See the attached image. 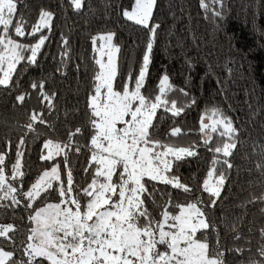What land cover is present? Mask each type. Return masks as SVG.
<instances>
[{
    "label": "snow or ice",
    "instance_id": "6c2138e0",
    "mask_svg": "<svg viewBox=\"0 0 264 264\" xmlns=\"http://www.w3.org/2000/svg\"><path fill=\"white\" fill-rule=\"evenodd\" d=\"M157 2L120 5L122 19L148 32L135 74L121 73L116 32L91 37L95 68L86 119L73 125L70 118L79 109H65L61 121L58 93L47 77L32 79L26 88L23 80L28 69L40 68L47 58L57 10L82 13L91 5L56 0L54 6L40 7L30 22L28 0H0V89L27 116L15 143L4 138L0 147V210L12 215L11 222H0V264H228L229 257L239 258L235 264H264V226L256 229L251 222L246 235L243 217L229 221L223 211L231 174L238 173L234 158L243 134L234 119L213 107L200 117L199 140L186 146L174 142L186 134L182 127L157 131L158 112L173 118L185 112L186 106L169 94L189 96L167 73L154 96L145 94L160 28L154 22ZM199 6L209 19L222 21L226 14V0H199ZM71 52L69 38L61 34L57 73L66 75ZM75 69L80 71L79 64ZM195 103L192 99L187 107ZM38 125L53 135L41 139ZM30 135L41 142L40 170L34 176ZM257 147L255 171L264 184V144ZM201 148L212 154L208 168L203 177L194 173L195 183H189L178 169L199 158ZM176 193L186 200H177ZM248 204L264 205V192L240 206ZM260 211L264 215V207ZM222 232L231 233L230 242L222 240ZM254 232L259 242L252 247Z\"/></svg>",
    "mask_w": 264,
    "mask_h": 264
},
{
    "label": "trees",
    "instance_id": "16d2710c",
    "mask_svg": "<svg viewBox=\"0 0 264 264\" xmlns=\"http://www.w3.org/2000/svg\"><path fill=\"white\" fill-rule=\"evenodd\" d=\"M56 0H28L25 10L30 22H34L40 7L54 6ZM91 8L82 13L71 9L57 10L52 38L46 46L47 58L40 68L28 69L23 86L41 76L48 78L51 90L58 93L57 108L60 120H64V110L78 108L79 112L70 118V123L79 125L86 117V99L92 73L94 71L91 37L95 34L113 31L121 46L120 70L123 76L129 71L135 74L140 67L148 32L141 26L126 22L120 16V5L128 6L130 0H88ZM226 14L222 21L207 18L199 6V0H158L154 10V22L160 24L154 43L152 63L146 81L145 94L155 95L158 81L167 73L177 88H185L189 96L179 92L169 94L185 105V112L173 118L169 113L158 112V129L166 133L174 126L184 129L185 135L174 138L179 145H188L199 140V120L213 107L220 108L232 117L242 130L241 146L234 162L237 171L231 174V182L224 193L223 211L229 221L243 217L246 235L247 228L255 222V228L264 226V205L248 204L241 207L252 195L264 192V184L255 171L260 161V148L264 144V0H226ZM69 38L72 62L64 70L66 75L56 72L59 64L60 35ZM79 64L80 71L75 66ZM195 99L196 103L191 104ZM13 98L0 89V147L3 139L14 143L20 133V126L27 121L22 109L13 108ZM249 105L251 107H249ZM35 106L34 104H30ZM56 113H53L55 116ZM41 139L53 135L43 126H37ZM62 130V125H61ZM215 135V134H214ZM218 141V137L216 138ZM30 163L33 176L40 170L38 154L40 140L32 141ZM211 153L203 148L199 158H193L180 166L178 173L189 183L195 173L203 177L208 168ZM86 153L79 157L77 166L82 167ZM75 159V158H74ZM251 170V171H249ZM162 187V186H161ZM175 198L184 202L186 197L176 193ZM217 215L220 210H216ZM19 220V215L16 217ZM11 212L0 210V222H11ZM222 240L231 241L230 232L221 233ZM252 247L259 242L258 232L252 234ZM243 243V242H241ZM239 258L229 257L228 264H235Z\"/></svg>",
    "mask_w": 264,
    "mask_h": 264
},
{
    "label": "rangeland",
    "instance_id": "374dc122",
    "mask_svg": "<svg viewBox=\"0 0 264 264\" xmlns=\"http://www.w3.org/2000/svg\"><path fill=\"white\" fill-rule=\"evenodd\" d=\"M95 35H97V34H95ZM95 35H93V36H95ZM93 36H92V37H93ZM205 122H208L207 118H206V121H205Z\"/></svg>",
    "mask_w": 264,
    "mask_h": 264
}]
</instances>
